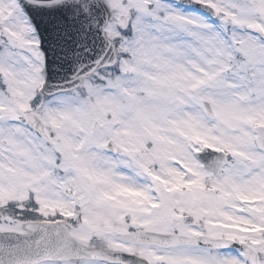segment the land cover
<instances>
[{"label": "snow or ice", "instance_id": "6c2138e0", "mask_svg": "<svg viewBox=\"0 0 264 264\" xmlns=\"http://www.w3.org/2000/svg\"><path fill=\"white\" fill-rule=\"evenodd\" d=\"M0 264H264V0H0Z\"/></svg>", "mask_w": 264, "mask_h": 264}, {"label": "water", "instance_id": "95a60500", "mask_svg": "<svg viewBox=\"0 0 264 264\" xmlns=\"http://www.w3.org/2000/svg\"><path fill=\"white\" fill-rule=\"evenodd\" d=\"M38 19H39V17H38ZM45 47H47V45ZM47 55H48L49 59L53 58L51 53H47Z\"/></svg>", "mask_w": 264, "mask_h": 264}]
</instances>
